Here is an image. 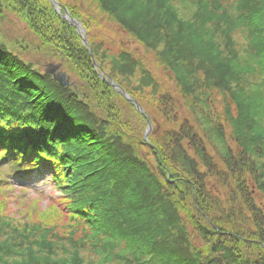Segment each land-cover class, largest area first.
<instances>
[{
  "label": "trees",
  "instance_id": "16d2710c",
  "mask_svg": "<svg viewBox=\"0 0 264 264\" xmlns=\"http://www.w3.org/2000/svg\"><path fill=\"white\" fill-rule=\"evenodd\" d=\"M55 1L0 0V165L59 191L19 220L0 172V264H264V0Z\"/></svg>",
  "mask_w": 264,
  "mask_h": 264
},
{
  "label": "rangeland",
  "instance_id": "374dc122",
  "mask_svg": "<svg viewBox=\"0 0 264 264\" xmlns=\"http://www.w3.org/2000/svg\"><path fill=\"white\" fill-rule=\"evenodd\" d=\"M57 2V1H56ZM52 3V2H51ZM9 19L8 16H6L3 20H0V29L6 30L8 28H12L13 24L11 23V20L9 19V21L7 20ZM83 30V29H82ZM114 35L112 32H110V34H106L104 36V39L108 40L109 42H112L114 44L117 45V49H130L133 52L136 51L137 53L141 54V50L139 47H137L136 45H132L131 43H129V41L127 40V38H125V35L118 29V28H114ZM82 34H85V32H82ZM80 35V37H81ZM82 38V37H81ZM85 39H86V35H85ZM106 40V41H107ZM87 41V39H86ZM92 59H94L93 57H91ZM94 61V60H93ZM149 62V66L152 69L153 74L161 81V83L166 87L169 88L170 85L168 82H166V76L165 73L162 72L161 70H157L155 68V66L150 62ZM94 65L96 66L95 62ZM100 78L105 79L106 76L104 75V73H100ZM69 82V79H68ZM131 101V100H130ZM131 103L133 104L134 102L131 101ZM217 103V102H216ZM120 106L122 107V109L124 110V122L130 124L132 127L131 129H135L136 125V119H128V117H131V114L129 112V110L126 111V109H124L123 106L120 103ZM216 106V111L221 113L222 112V108H221V104L220 102H218L217 104H215ZM176 114L175 116L179 117V122H181L184 119H191V116L187 113V111H185L184 108H182L180 106V108H176ZM140 114V113H139ZM157 116V115H155ZM147 118V117H146ZM144 117V119H146ZM143 119V125H145V128L142 130L140 129V134L145 137V141L148 140L149 136H154V135H159L161 133V130L159 129L158 125H152L150 123V121L144 120ZM161 120V119H159ZM147 122L149 123L150 126V130L147 131ZM162 127H165L164 124H162ZM210 148V147H209ZM211 150V149H210ZM17 162H20L19 160H17ZM6 166L1 165L0 166V170L3 168L5 174H7V176L4 175V177L6 179L9 180V182H13V180L11 179V176L13 174H16V169L14 167L11 168V166H9L8 164H5ZM19 176H21V173L16 174ZM51 174L48 172H42L40 173L39 176H37L36 178H34L33 180L29 181L25 178V177H19L20 181L19 184L20 185H16L13 187V192L11 194H9V192L7 193V197L8 200L7 201V210L3 211V213H7V216H12L16 215L17 219L21 220V217L24 218V216H28L30 215H34L36 212L38 211H42V212H46L47 209L49 208L51 202H54V199H57V197H59V191L57 192V190L54 189L52 183H51ZM15 177V175L13 176V178ZM17 182V183H18ZM14 183V182H13ZM24 186L26 189L22 190L19 187ZM71 194V192L68 191L67 194L65 195H69ZM53 199V200H52ZM18 221V220H16ZM76 237H78L76 235Z\"/></svg>",
  "mask_w": 264,
  "mask_h": 264
},
{
  "label": "water",
  "instance_id": "95a60500",
  "mask_svg": "<svg viewBox=\"0 0 264 264\" xmlns=\"http://www.w3.org/2000/svg\"><path fill=\"white\" fill-rule=\"evenodd\" d=\"M50 1L54 4V7H55L56 12L59 13V11H58V10H59V5H58V3H57L55 0H50ZM63 19L66 20V21H68V23H69L70 25H72L73 27H75V29H76V31L78 32V34L81 35V33L83 32V30L81 29V25H80L77 21L71 19V18L69 17V14H68L67 12H65V14H64V16H63ZM81 37H82V43H83L84 45H88V43H87V41H86V39H85V34H82ZM89 51H90V55L92 56V53H91V50H90V49H89ZM45 74H47V75H49V76H52L53 79H54V81H56V82H57L58 84H60L62 87H67L68 84H69V83H68V79L66 78L65 74H64L63 72H58V66L49 65V66L47 67L46 71H45ZM112 86H113L115 89H118L116 85H112ZM119 91H120V93H121L124 97H126V98L129 100L128 96H127L122 90H119ZM150 129H151V128H150V126H149V124H148L147 131H149ZM145 137H146V136H145Z\"/></svg>",
  "mask_w": 264,
  "mask_h": 264
}]
</instances>
